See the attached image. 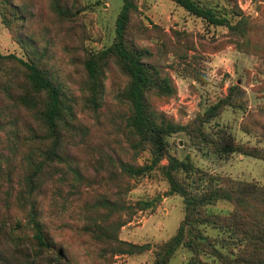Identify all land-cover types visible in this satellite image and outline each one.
<instances>
[{
	"label": "trees",
	"instance_id": "trees-1",
	"mask_svg": "<svg viewBox=\"0 0 264 264\" xmlns=\"http://www.w3.org/2000/svg\"><path fill=\"white\" fill-rule=\"evenodd\" d=\"M172 1L208 27L224 29L227 40L149 26L140 0H122L112 43L93 50L83 0H0L2 24L24 51L0 53V132L11 127L7 148H0V223L7 239L0 241V264H81L43 219L39 196L46 191L82 202L86 222L78 235L87 239L88 264L148 251L154 264H171L181 249L190 252L187 264H264V184L204 170L172 154L168 141L183 133L209 154L264 161V21L237 0H226L230 9L210 0ZM230 44L257 58L254 89L261 102L251 107L246 88L234 84L187 123L168 116L162 106L178 96L171 56L202 59ZM228 108L244 113L241 128L257 144L208 128ZM146 152L151 158L140 164ZM157 170L169 183L166 195L183 198L184 219L162 244L122 240L134 215L156 205L124 200L137 180ZM101 189L114 199L100 198ZM220 203L230 210L214 211Z\"/></svg>",
	"mask_w": 264,
	"mask_h": 264
},
{
	"label": "rangeland",
	"instance_id": "rangeland-1",
	"mask_svg": "<svg viewBox=\"0 0 264 264\" xmlns=\"http://www.w3.org/2000/svg\"><path fill=\"white\" fill-rule=\"evenodd\" d=\"M210 1L220 8H231L226 0ZM237 1L246 14H251L264 21V0ZM83 2L87 6L85 12L87 14L86 25L89 29L88 47L100 50L109 46L115 36L116 20L123 5L122 0H83ZM140 4L149 26L158 24L167 32H171L172 29L188 30L203 35L207 40L216 37L221 41L227 40L224 29L208 27L204 21L191 16L172 0H140ZM153 43L156 41L151 44ZM0 53H15L20 56L24 53L19 43L12 38L10 32L2 24L1 16ZM203 56L202 59L191 58L185 62L171 56L169 60L171 67L168 69L177 84L178 96L169 104L162 106V110L168 116L175 118L178 122L187 123L215 104L227 92L228 87L234 84H241L246 88L251 107L261 102L260 94L254 89V86L258 84L255 76L258 60L255 56L240 52L231 44L216 53L205 52ZM243 116L242 111L228 108L209 124L208 128H224L237 142L255 145L257 144L256 137L245 133L241 128ZM10 129L11 127H7L5 133L0 132V148H7ZM168 141L172 154L180 159L190 157L196 166L204 170L264 184V161L262 160L237 153L227 158L209 154L193 145L189 137L183 133L168 137ZM7 153L5 149L3 154ZM150 158L151 154L146 152L139 162L144 164ZM3 181L4 179H0V184ZM8 186L7 183L3 184L6 190ZM94 187H99V184L95 183ZM15 188V191L19 190L16 182ZM169 188L168 181L158 170L135 182L124 200L125 204L134 206L140 201H148L156 205L154 208L138 211L134 215L132 222L124 226L120 232L122 240L136 244L149 243L155 246L168 241L175 235L185 216L184 202L180 195L167 196L166 192ZM98 192L101 194L100 198H112L109 191L101 189ZM0 194L5 196L4 192ZM66 197L68 202L61 200L54 191L53 193L46 191L39 196V209L55 236L65 240L72 247L74 256L81 264H88L87 251L83 244V241L87 239L80 238L78 235L86 222V214L82 211L83 204L78 201V197ZM2 207L3 204L0 202L1 210ZM230 208L229 204L220 203L213 207V210L227 213ZM211 233L215 234V232ZM2 240L7 239L0 223V241ZM91 250L94 251L93 257L96 258L97 246H91ZM189 257L190 252L181 249L171 264H187ZM154 260L153 252L148 251L141 255L117 256L114 264H154Z\"/></svg>",
	"mask_w": 264,
	"mask_h": 264
}]
</instances>
